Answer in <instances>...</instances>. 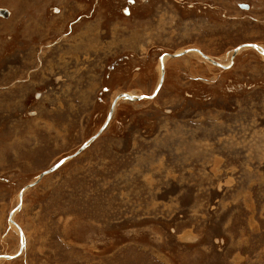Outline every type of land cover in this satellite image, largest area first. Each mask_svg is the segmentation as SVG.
<instances>
[{
  "label": "rangeland",
  "instance_id": "obj_1",
  "mask_svg": "<svg viewBox=\"0 0 264 264\" xmlns=\"http://www.w3.org/2000/svg\"><path fill=\"white\" fill-rule=\"evenodd\" d=\"M0 9V264H264V0Z\"/></svg>",
  "mask_w": 264,
  "mask_h": 264
},
{
  "label": "water",
  "instance_id": "obj_2",
  "mask_svg": "<svg viewBox=\"0 0 264 264\" xmlns=\"http://www.w3.org/2000/svg\"><path fill=\"white\" fill-rule=\"evenodd\" d=\"M0 15L1 16H3V17H8V12H7V10H5V9H0ZM248 46H250L251 48H254V49H256V50H259L260 51V53L264 56V51L262 50V48H260L259 46H257V45H255V44H249ZM239 49V47H237V48H235L234 50H233V53L234 54H236V52H237V50ZM190 52H197V53H199L200 55H202L201 53L202 52H200V51H198V50H195V49H188V50H183V51H181V52H179V53H176V54H173V55H167L168 57H181V56H183V55H185V54H187V53H190ZM202 57H203V59H206L208 62H212L214 65H217V66H219L216 62H214V61H211V59L210 58H208L207 56H205V55H202ZM163 56H161L160 58H159V62H160V64H161V71H162V75H161V79H160V83H159V85H158V87H157V89H156V92L158 91V89L160 88V86H161V84H162V82H163V64H162V61H163ZM120 97H123L124 99H127V100H130V101H136V100H139V99H142L143 98V96H138V97H133V96H128V95H126V94H123V95H119V96H117V97H115L114 99H113V101H112V104H111V108H110V111H109V115H108V118H107V121L105 122V124H104V126L101 128V130L97 133V134H95L91 139H89L88 141H86L85 143H83V145L72 155V156H69V158L70 157H74V156H76V155H78L82 150H84L85 149V147H87V145L89 144V142L90 141H92V140H94L95 138H97V136L99 135V133L104 129V127L106 126V124H107V122L109 121V119H110V117H111V115H112V112H113V108H114V106H115V104H116V102L119 100V98ZM150 98V97H149ZM61 163H62V161H59L58 163H56L53 167H51L49 170H46V171H43V172H41L39 175H38V178L35 180V181H33L32 183H30V184H28V185H26L23 189H22V191L20 192V201H21V195H22V192L25 190V189H27V188H30V187H32V186H34L35 184H37L41 179H42V177L43 176H45L46 174H48V173H50V172H53L55 169H57L60 165H61ZM11 216V215H10ZM19 233H20V238H21V230L19 229ZM22 248H23V244H22V239H20V249H19V251H18V253L16 254V256L17 255H19L20 253H21V250H22ZM4 257V256H3ZM9 258H14L15 256H8Z\"/></svg>",
  "mask_w": 264,
  "mask_h": 264
},
{
  "label": "bare ground",
  "instance_id": "obj_3",
  "mask_svg": "<svg viewBox=\"0 0 264 264\" xmlns=\"http://www.w3.org/2000/svg\"><path fill=\"white\" fill-rule=\"evenodd\" d=\"M242 47H250V46H248V45H245V46H242ZM241 48V47H240ZM239 48V49H240ZM251 48V47H250ZM239 49L237 50V52H239ZM254 49V48H253ZM195 50H197V49H195ZM256 50V49H255ZM199 51V50H198ZM257 51H259V50H257ZM264 51V50H263ZM201 52V51H200ZM237 52H236V54H237ZM260 52V51H259ZM197 53V52H196ZM202 59H203V57H202V55H205V54H203V53H201L202 55H200L199 53H197ZM236 54H232V57H231V59L233 58V56H235ZM206 56V55H205ZM166 58H172V57H168V56H165ZM165 57L163 58V61H162V64H163V78H164V65H165ZM208 57V56H207ZM209 58V57H208ZM211 59V58H210ZM230 59V60H231ZM205 61H207L206 59H204ZM211 61H214L213 59H211ZM232 61V60H231ZM208 62V61H207ZM214 62H216V61H214ZM210 63V62H209ZM218 65H219V67L220 68H225L224 66H222L220 63H218V62H216ZM211 64H213L212 62H211ZM217 66V65H216ZM159 67H160V79H161V75H162V71H161V64L159 65ZM160 79H159V81H160ZM126 95H128V96H133V95H131V94H126ZM133 97H138V96H133ZM117 105V104H116ZM116 105H115V107H116ZM38 178V177H37ZM21 198H22V195H21ZM19 200H20V198H19ZM14 214V213H13ZM13 214L11 215V217H10V222L16 227V230L17 231H19V227L17 226V224H15L13 221H12V216H13ZM21 230V229H20ZM21 232H22V230H21ZM20 234V233H19ZM18 234V235H19ZM21 239H22V244H23V246H24V241H23V232L21 233ZM22 251H23V249H22ZM21 251V252H22ZM0 258H5V259H7V258H9L8 256H1Z\"/></svg>",
  "mask_w": 264,
  "mask_h": 264
},
{
  "label": "flooded vegetation",
  "instance_id": "obj_4",
  "mask_svg": "<svg viewBox=\"0 0 264 264\" xmlns=\"http://www.w3.org/2000/svg\"><path fill=\"white\" fill-rule=\"evenodd\" d=\"M261 48V47H260Z\"/></svg>",
  "mask_w": 264,
  "mask_h": 264
}]
</instances>
